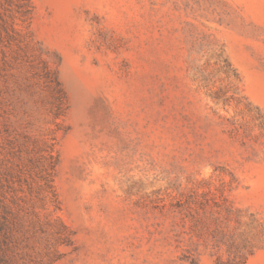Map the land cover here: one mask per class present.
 Segmentation results:
<instances>
[{"label": "rangeland", "instance_id": "374dc122", "mask_svg": "<svg viewBox=\"0 0 264 264\" xmlns=\"http://www.w3.org/2000/svg\"><path fill=\"white\" fill-rule=\"evenodd\" d=\"M0 264H264V0H0Z\"/></svg>", "mask_w": 264, "mask_h": 264}]
</instances>
